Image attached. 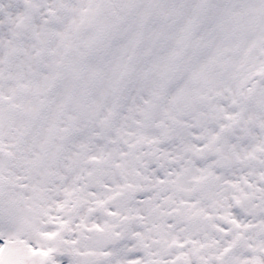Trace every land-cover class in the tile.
<instances>
[{"label":"snow or ice","instance_id":"obj_1","mask_svg":"<svg viewBox=\"0 0 264 264\" xmlns=\"http://www.w3.org/2000/svg\"><path fill=\"white\" fill-rule=\"evenodd\" d=\"M0 264H264V0H0Z\"/></svg>","mask_w":264,"mask_h":264}]
</instances>
